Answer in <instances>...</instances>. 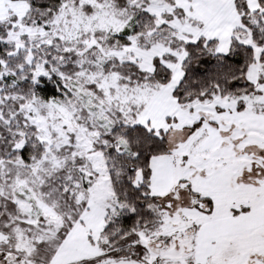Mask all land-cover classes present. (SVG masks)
<instances>
[{
    "label": "snow or ice",
    "instance_id": "6c2138e0",
    "mask_svg": "<svg viewBox=\"0 0 264 264\" xmlns=\"http://www.w3.org/2000/svg\"><path fill=\"white\" fill-rule=\"evenodd\" d=\"M0 264H264V0H0Z\"/></svg>",
    "mask_w": 264,
    "mask_h": 264
}]
</instances>
